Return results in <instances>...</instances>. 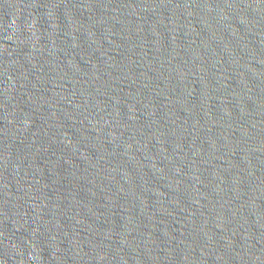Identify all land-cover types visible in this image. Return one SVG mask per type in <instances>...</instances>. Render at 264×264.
<instances>
[{
	"label": "water",
	"instance_id": "95a60500",
	"mask_svg": "<svg viewBox=\"0 0 264 264\" xmlns=\"http://www.w3.org/2000/svg\"><path fill=\"white\" fill-rule=\"evenodd\" d=\"M0 264H264V0H0Z\"/></svg>",
	"mask_w": 264,
	"mask_h": 264
}]
</instances>
